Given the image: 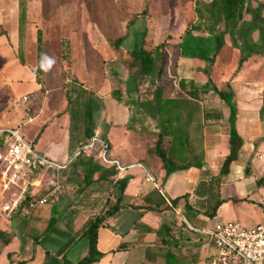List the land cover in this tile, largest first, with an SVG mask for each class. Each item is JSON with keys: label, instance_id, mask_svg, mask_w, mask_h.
Returning a JSON list of instances; mask_svg holds the SVG:
<instances>
[{"label": "rangeland", "instance_id": "374dc122", "mask_svg": "<svg viewBox=\"0 0 264 264\" xmlns=\"http://www.w3.org/2000/svg\"><path fill=\"white\" fill-rule=\"evenodd\" d=\"M23 1L27 6L23 51L25 55L28 53L31 56L36 71L38 30H41L46 42L42 74L37 73L40 91L35 101L39 108L31 122L29 114L32 105L28 106L30 100L26 104L4 105L0 102V143L8 138L11 129L18 130L39 155L58 165L69 167L55 176L47 175L44 187L38 190L41 197L56 190L55 196L60 198L63 192L71 202L69 204L65 201L61 209L52 211L49 221L44 223L48 228L51 219H56L53 237L48 235L38 250L42 256L45 248L53 246L50 241H56L53 247L57 243L69 242L70 236L66 238L59 233L68 232L62 229L63 222H74L78 217L77 210L87 214L105 212L113 188L109 183L99 184L92 180L95 174L112 172H105V144L96 143L94 148L77 155L82 150L80 142L83 141V129H79V118L72 126L68 96L85 103L91 91L95 137L103 135L101 129L108 131L106 125L115 128L109 131L118 149L114 153H120L123 158H134L128 146L133 140L154 144V131L158 130V125L152 119H147L148 132L127 135L125 128H119L121 125L118 122L125 117L120 113V104L112 96L114 90L122 92L124 100L130 97L133 100L138 97L150 99L157 86H160L164 97L185 98L188 92L180 89L181 80H195L200 85L209 84V90L200 94L199 101L188 100L182 107V120L193 128V137L198 143L199 127L208 120L205 118L207 112L220 111L224 106L217 91L230 88V82L239 72L241 59L247 60L257 54L255 51L258 47L264 46V26L259 21L264 17V4L259 0L245 1L244 8L238 10L236 18L228 20L218 10L212 13L213 0ZM195 27L203 30H193ZM143 31L147 32V49L154 50L157 46L164 45L165 68L160 80L155 76L142 77L138 84L139 93L130 96L129 53L136 42L137 33ZM217 37L222 42L219 51ZM119 38H124V41L116 49L113 43ZM160 61L159 56L158 64ZM41 100L45 101L44 110ZM110 117L113 121L108 122ZM47 127L46 135L39 142L38 137L42 136ZM124 149L128 151L125 152ZM77 157L92 160L85 173L86 178L82 180H78L80 173L71 166ZM68 178L74 179V182L69 183ZM52 181L57 185L53 186ZM39 209L40 207L35 214ZM20 219L22 218L17 216L10 222L1 220L0 225L5 229H12L15 220L20 222ZM214 228L215 226L210 228L209 232ZM20 238L24 246H30L21 258L34 254L35 237L24 233ZM50 238L52 240L48 241ZM87 246L86 240L78 244L70 253L69 259L79 261L87 252Z\"/></svg>", "mask_w": 264, "mask_h": 264}, {"label": "crops", "instance_id": "0c3cea01", "mask_svg": "<svg viewBox=\"0 0 264 264\" xmlns=\"http://www.w3.org/2000/svg\"><path fill=\"white\" fill-rule=\"evenodd\" d=\"M259 2L264 4V0ZM19 19V0H0V102L4 105L26 104L30 100L29 121L32 122V116L39 108L35 97L40 91V84L31 56L26 53L25 62L20 60ZM255 52L257 54L244 60L238 74L230 82V88L224 90L234 92L237 107L235 128L242 138L238 160L230 165L227 174H222V167L231 153V109L219 96L224 106L220 111L207 112L205 118L208 120L199 127L198 143L193 137V128L189 126L190 144L203 155L204 166L200 169L191 167L166 177L161 159L149 152L153 144L133 140L128 150L134 158H123L120 153H114L118 149L109 131L115 128L106 125L108 131L100 130L103 137H97L109 147L110 161L118 162L123 169L105 162V172L112 170L113 173L95 174L92 180L99 184L109 183L113 187L107 209L118 201L123 207L106 218L100 227L97 247L102 256L93 264H210L216 253L209 236L210 228L223 222H239L245 227H254L264 221V187L258 185L264 175V121L260 115L264 105V46L258 47ZM191 81L203 86L195 80L184 82L188 85ZM189 89L188 85L186 91ZM23 97H28L26 103L22 102ZM171 98L181 100L183 107L188 100L199 101L200 97L193 99L187 94L185 98ZM40 102L44 110L45 101ZM119 104L120 113L125 117L118 122L121 125L119 128H125L127 135H134L135 131L127 129L130 111ZM220 116L222 118L217 119ZM112 119L110 117L108 122ZM47 129L38 138L39 142ZM154 132H159V129ZM76 170L80 173L78 180L86 178V174ZM73 180L67 179L69 183ZM123 180H128V183L121 190L118 181ZM55 194L52 192L46 196L48 202L40 207L37 214L34 212L20 222L15 220L12 229L0 225V230L6 235L4 239L0 238V264H76L87 256V238L79 237L60 256L58 252L68 242L57 243L53 247L56 241L50 240L54 227L48 231V225L44 223L49 221L52 211L61 209L62 204L68 201L63 192L60 198ZM175 200L177 203L173 204ZM219 201H222L220 205ZM77 211L78 217L74 222H63L62 229L68 234L59 233L66 238L70 236V240L82 231L91 218L103 215L102 212L87 214ZM24 233L35 237L36 247L34 254L22 259L26 248H30L20 240ZM48 235L52 236L48 241L53 246L45 248L40 256L38 250ZM84 240L88 244L87 252L79 261H71L70 253Z\"/></svg>", "mask_w": 264, "mask_h": 264}, {"label": "trees", "instance_id": "16d2710c", "mask_svg": "<svg viewBox=\"0 0 264 264\" xmlns=\"http://www.w3.org/2000/svg\"><path fill=\"white\" fill-rule=\"evenodd\" d=\"M245 1L248 0H213L212 1V13L218 10L225 15L228 20H234L238 10H242L245 6ZM20 6V19H19V56L20 60L25 62V52L23 51V38H24V26L27 22V6L23 0H19ZM215 16V14H213ZM264 26V17L259 19ZM193 30L201 31L203 28L195 27ZM124 38L117 39L113 46L119 49L122 45ZM217 51L222 47L220 38L217 37ZM111 43V41H110ZM112 44V43H111ZM147 32H138L136 35V42L129 55L131 61L128 63L129 78L128 87L129 94L134 95L139 93V81L142 77L155 76L158 80L161 79L164 68V45L157 46L154 50L147 49ZM46 42L43 40L41 30L37 31V73L42 74L43 64L45 61ZM161 57V61L158 64V57ZM244 59H241L239 68H241ZM190 86L188 95L193 99H198L201 93H205L209 90L210 85L205 84L203 86L197 85L194 81L188 83ZM188 85L184 82H180V88L186 91ZM85 91H87L85 89ZM89 97L85 103L79 100L73 99L68 96V112L70 114L72 126L77 118L79 129H83V141L80 142V148L91 143V140L95 137V131L93 128V104L92 92H89ZM220 99L224 100L228 107L231 109V133H230V150L231 153L228 156L222 167V174H227L230 165L238 160L239 152L242 148V138L239 136L235 128V119L237 115V107L234 101V92H228L224 90L217 91ZM113 98L123 104L130 111L129 121L127 129L135 131L140 134L148 132L147 119H152L158 125L159 132L155 134L156 140L150 149V153L157 156L163 162V167L166 171V177L171 173L186 170L191 167L202 168L204 166V159L201 153H198L197 149L190 144L189 139V125L182 120V102L177 98H167L162 94V89L157 86L154 96L150 99L133 100L131 97L128 100H124L122 92L114 90L112 92ZM264 101V96H263ZM262 121H264V105L260 110ZM222 116L217 117L221 119ZM39 138V137H38ZM88 140V141H87ZM87 141V142H86ZM83 152V151H82ZM107 160L109 159V147L106 153ZM92 164L91 159L84 157H77L71 163V166L76 170H80L82 173H86L89 169V165ZM69 168V167H68ZM102 178V177H101ZM128 180L118 181V185L121 190H124ZM258 185L264 187V175L259 179ZM185 196L184 198H187ZM177 200L173 201L176 204ZM222 201H219V205ZM123 205L118 201L114 206L103 212V215H97L91 218L83 227L82 231L71 239L59 252L60 256L63 254L79 237L87 238L89 240V252L82 260L76 264H93L98 261L102 254L99 252L98 244V231L102 226L104 220L113 216L118 212ZM214 217V214H209ZM56 219L52 218L48 227L50 231L55 226ZM5 233L0 230V238L4 239ZM48 253V257H49Z\"/></svg>", "mask_w": 264, "mask_h": 264}, {"label": "built area", "instance_id": "2783aa9c", "mask_svg": "<svg viewBox=\"0 0 264 264\" xmlns=\"http://www.w3.org/2000/svg\"><path fill=\"white\" fill-rule=\"evenodd\" d=\"M27 101L28 97L22 98V102ZM7 137L0 143V221L10 222L17 216L28 218L46 205L48 198L38 195L45 177L55 176L68 165H58L39 155L18 130L11 129ZM96 143L105 144L94 137L77 155L94 148ZM106 150L104 161L122 170L118 162L107 160ZM52 183L57 185L55 181ZM209 236L216 251L210 264H264V221L254 227L239 222L218 223Z\"/></svg>", "mask_w": 264, "mask_h": 264}]
</instances>
